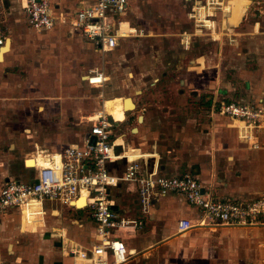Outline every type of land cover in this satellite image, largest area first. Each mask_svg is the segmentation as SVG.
I'll use <instances>...</instances> for the list:
<instances>
[{
	"label": "crops",
	"instance_id": "obj_1",
	"mask_svg": "<svg viewBox=\"0 0 264 264\" xmlns=\"http://www.w3.org/2000/svg\"><path fill=\"white\" fill-rule=\"evenodd\" d=\"M21 1L0 0V36L5 37V44L0 47V53L8 47L1 53L0 59V188L8 179L26 182L32 180L36 169L28 166L42 162L43 154L59 153L70 145H82L91 123L77 141H68L71 136L70 127L67 129L59 125L66 117L63 111L67 102L62 99L67 96L62 90L67 88L69 91L73 77L81 73L84 68V65L80 64L83 62L81 59L86 61L96 54H104L96 48L93 41L72 27L61 26V22L48 30L32 29L22 16V5V10L17 5L18 2L21 4ZM83 1L89 0L74 1L72 5L74 13ZM206 1V6L193 7L191 16L196 19L198 14L201 19L196 20L197 22L210 18L212 24L206 21V26L210 28H204L212 29L214 33L215 24H220L219 16L216 19V15L217 13L223 15L221 22L224 23L221 33L223 38H217V35L211 40L219 41V52L223 53L225 59L222 62L223 69L232 68L229 74L237 81L234 83L231 79L227 80L220 95L214 85L208 86L209 90H212L204 103L211 118L210 122L206 118H191L188 115L185 118L182 115L168 118L160 115L161 113L155 116L148 113L138 114L136 120L140 122V126L133 128V132L139 138L137 146H129L122 135L117 139L119 141L115 142V148L125 150L126 156L138 159L145 173L156 171L169 175L168 173L189 172L205 190L214 195L245 202L257 197L264 190V147L252 148L239 140L233 121L213 112L212 108L216 102L254 101L261 95L264 88V44L255 34L259 32L260 22L259 25H255L256 21L253 25L254 35L251 36L254 37L248 38V35L243 36L241 33L236 35L235 27L243 21L242 15L249 6L248 0H233L227 6H224L222 0H219L218 4L214 2L212 6L209 5L212 3L211 0ZM254 1L260 5L264 4V0ZM52 2L58 13L55 0ZM197 8L199 10L195 13ZM244 15L246 16V13ZM234 20L238 21L237 25H233ZM133 27L136 29V35L140 36L141 34H137L139 26ZM134 34L121 41L133 38ZM197 36L198 34L190 35L185 32L181 34L179 44L183 45V50L181 49L180 55L186 56L191 53L192 44L195 43L193 41ZM63 48L69 50L70 56H76L78 59L75 61L66 59L68 55L62 51ZM202 57L212 58L214 65L209 68L217 66V62L220 61L217 52L212 50L211 53L210 51L205 54L197 53L194 58L188 60L186 68L179 65L169 71L180 74L176 90L178 94H183L187 87L190 89L195 82L194 78L185 72L192 70L198 74L200 69L206 66L205 60L203 66L198 62ZM215 68L218 74L220 68ZM150 73L151 71L148 72ZM163 73L167 75L168 71ZM90 75L81 74L80 78L94 87H103L107 81L104 80L100 85L92 84L88 81ZM103 76L107 77L105 72ZM44 79L51 84L46 87V90L50 91V97L37 90L40 88H35L43 84ZM212 81H216L214 77ZM26 83L30 85L24 86ZM64 83L69 85L65 86ZM53 89L55 92L52 95ZM131 102L134 105L130 109L135 111L138 103L132 98ZM162 103L165 107L177 108L179 112L181 108L190 106L185 105L181 98L173 102L164 101L148 105L161 111L159 109L162 108ZM183 121L189 123L187 131H184V128H177L176 124L173 127L167 126L168 123ZM149 122L155 123V126L148 127L146 124ZM222 125L231 130L222 128ZM162 134L168 136V139L165 138V146L160 142L159 135ZM169 137H179L182 149L189 150L176 151V145L171 144ZM20 144H25L27 149L22 151ZM35 148V152H32ZM12 149H18L17 154L25 156L26 169L33 168L35 171L30 174L28 171L24 176L10 175L15 168L12 167L11 170V166L16 163V160L8 161L9 155L13 153ZM182 162L187 165L183 167ZM125 164L126 159L118 160L112 163L111 170L119 173ZM136 189L135 184L122 183L113 190L112 193L120 205L121 216L143 217ZM122 190L133 194L136 203L133 200L124 202ZM45 204L47 210L38 218L26 216L25 211L21 213L18 209H12L1 217L0 264H81L69 250L72 248L89 250L95 243L93 218L87 210H71L49 200L45 201ZM69 211L78 214H67ZM201 217L200 210L188 203L180 194L168 193L158 198L150 206L148 214L144 215L145 224L141 229L130 228L120 232L128 252V259L124 264H264L262 226L200 225L198 222ZM181 219H189L194 224L186 232L185 239L177 234V224Z\"/></svg>",
	"mask_w": 264,
	"mask_h": 264
},
{
	"label": "built area",
	"instance_id": "obj_2",
	"mask_svg": "<svg viewBox=\"0 0 264 264\" xmlns=\"http://www.w3.org/2000/svg\"><path fill=\"white\" fill-rule=\"evenodd\" d=\"M211 2L218 4L219 0ZM130 4L131 0L83 1L73 16L66 18L56 12L52 0L21 1L26 22L32 29L48 30L58 22L66 23L93 41L102 53L118 48L123 38L135 33L128 18ZM263 12L259 10V14ZM206 21L211 23L207 17L202 26L210 28ZM255 25H259V21ZM4 44L5 37L0 36V47ZM90 72V83L100 85L104 82L103 72ZM212 109L233 121L239 140L252 148L264 147V88L254 101H221ZM109 116L102 110L90 120L89 133L82 145H70L59 153L43 154L42 162L34 166L36 172L32 180L8 179L4 182L0 188V222L1 217L12 209L25 211L26 216H43L47 200L72 210H87L95 222L96 241L89 250H69L81 264H124L128 252L120 232L141 229L150 206L168 193L180 194L197 207L202 215L200 225L264 228V190L255 198L236 202L205 190L189 172L145 173L138 159L129 160L125 150L115 148V142L121 136L115 132ZM123 159H126L124 169L114 173L112 163ZM122 183L136 185L142 218L121 216L119 202L112 192ZM81 199L84 202L78 205ZM193 225L191 220L181 219L177 232L185 236Z\"/></svg>",
	"mask_w": 264,
	"mask_h": 264
},
{
	"label": "rangeland",
	"instance_id": "obj_3",
	"mask_svg": "<svg viewBox=\"0 0 264 264\" xmlns=\"http://www.w3.org/2000/svg\"><path fill=\"white\" fill-rule=\"evenodd\" d=\"M75 1V0H74ZM73 0L61 1L55 0L56 9L58 10V14L61 16L62 14L66 18H71L74 14V10L72 5L74 4ZM90 1V0H89ZM224 1V6L228 5V3H232L233 0H222ZM248 8L244 12L246 16L243 14V21H241L235 27V33H241L248 35V38H252L254 35L253 25L256 21L260 22L259 32L255 34L257 37L263 40L264 44V12L259 14V10L262 9L264 11V4H258L254 0H248ZM8 5V4H7ZM21 9V4L18 2L17 4ZM207 5L206 0H131L130 11L128 13V18L131 21V25H138L139 31L137 34H141L137 36L136 33L133 38H128L123 41L118 46V48L114 49L112 52H107L104 54H96L92 56L90 59L86 61L82 60L81 65H84L81 73L73 77L70 85L71 87L68 89H63V94L66 95V98L62 100L67 102L64 107L63 113L66 114L65 120L59 123L61 127H70V138L68 141L75 142L79 137L86 131L90 124V120L94 117L99 111H102L103 100L106 98H122L129 96L134 100V102L138 103L137 109H129L126 112L125 120L122 122L113 121V118L109 116L110 121L114 124V130L119 135H124V139L129 146H137L138 143V135L133 132V128L140 126L137 122L136 118L138 114L148 113L150 115H163L168 118H173L175 116L182 115L184 118L188 115L193 118H206L207 121H211L208 111L206 110L205 101L206 96L211 92L208 86L214 85L216 90H219L218 94L222 93L223 84L226 83L227 80H232L234 83L237 79L229 74L231 69H223V61H225L223 57V53L219 52V41L211 40L213 37L223 38L221 37L223 24H221L223 15H219L217 13L216 19H220V24H215V32L212 33V29L207 30L208 28H204L202 26V22H197L196 20H200L201 17L198 16L195 19L191 16V11L193 7H203ZM209 5H213L210 3ZM223 7V6H222ZM199 9H195V13H197ZM66 11V12H63ZM23 12V10H22ZM218 12V11H217ZM221 12V11H220ZM25 19L24 13L22 15ZM241 17V19H242ZM229 19V16L226 17ZM225 18V19H226ZM223 20V22L225 21ZM197 23L201 24L200 26ZM63 27H71L68 24H62ZM214 27V24H213ZM226 28V27H225ZM224 28V29H225ZM211 30V31H210ZM187 34H198L195 37V42L193 48L191 49V53L186 54V56L180 55L182 52V46L179 44L181 40L182 33ZM195 36V35H194ZM218 43V44H217ZM225 44V43H224ZM187 43L185 42L184 46ZM227 45V44H225ZM190 47V46H189ZM182 49V50H181ZM190 49V48H189ZM212 50L217 52V57L220 61L217 62V66L220 71L217 74L216 68H209V66L214 65L212 62V58H200L199 64L203 66V61L205 60V67L200 69V73H195V71L185 72L188 76L194 78V84L188 87L187 90L183 94H178V80L180 74L177 72H169L176 66H181L186 68L189 59H192L196 56L197 53H210ZM66 55V59L70 58V61H75L78 59L76 56H70L69 50L62 49ZM218 59V60H219ZM226 63L228 61L226 60ZM199 69V68H198ZM91 70H99L105 72L104 80H107L103 87H94L89 85V83L85 79H81V74L83 76L90 75ZM168 71V74H164L163 72ZM184 70V69H182ZM151 71L150 74L148 72ZM214 75V76H213ZM215 78L216 81H212V78ZM219 79V81L217 80ZM103 80V78H102ZM32 84V83H31ZM30 85V83L24 84V86ZM33 85V84H32ZM51 84L47 83V79L43 81L35 88L43 93H45L46 97H50V91L46 90L47 86ZM65 86H68L64 83ZM45 86V87H44ZM34 87V86H33ZM28 88V87H26ZM59 89V87H55ZM214 88V89H215ZM219 88V89H217ZM104 89V92H103ZM55 89L52 90V95L54 94ZM61 90V88H60ZM65 90V91H64ZM135 91H139L136 93ZM106 93V94H104ZM61 95V94H60ZM40 95L39 97H41ZM59 96V95H58ZM26 98L25 95H23ZM61 98V96H59ZM182 99V102L186 106L180 109V112L177 111L175 107H165V104L162 103V108L158 111L157 108H153L148 104H153L157 102H173ZM67 99V100H65ZM146 109V111H145ZM179 112V113H177ZM107 114V113H106ZM153 116V117H154ZM223 121V120H221ZM63 123V124H62ZM155 123L149 122L146 125L148 127L155 126ZM176 124L177 128H184V131H187L188 122H179V123H168L170 127ZM228 124V121H226ZM64 125V126H63ZM55 126V125H54ZM227 128V126L222 125V128ZM161 136V137H160ZM160 142L162 146L166 145L165 138L168 139V136H164V134L159 135ZM171 138V137H169ZM119 141V140H116ZM179 141L181 139L172 137L170 142L172 145H176L175 150L178 152L188 151L186 149H182ZM190 142V141H188ZM119 146V143H116ZM21 145V144H20ZM22 151H25L27 147L25 144L21 146ZM13 153L9 155L8 161H15V165L11 163L12 176H24L25 173L29 174L35 171V169H26L24 167L25 156L23 154H17L18 149H12ZM36 148L33 150L35 152ZM30 151V148L28 149ZM174 153V152H173ZM29 156V158H31ZM191 158V157H190ZM17 164V165H16ZM185 167L187 164L182 162ZM17 170V172H15ZM164 174V173H161ZM172 174V173H168ZM121 196L124 202L132 201L136 203L135 196L127 191H123ZM72 210V209H71ZM68 213L78 214V212L69 211ZM82 214V213H79ZM178 236L185 239L187 236H181L177 232Z\"/></svg>",
	"mask_w": 264,
	"mask_h": 264
},
{
	"label": "bare ground",
	"instance_id": "obj_4",
	"mask_svg": "<svg viewBox=\"0 0 264 264\" xmlns=\"http://www.w3.org/2000/svg\"><path fill=\"white\" fill-rule=\"evenodd\" d=\"M238 21L233 22V25H237ZM8 46V45H7ZM8 47H6L5 49H3L1 51L4 52ZM111 52V51H110ZM1 53H0V59H1ZM134 105V104H133ZM132 102H131V98L128 99L127 97H122V98H106L104 99L103 102V111L107 114H109L110 116H112V118L115 121H123L126 117V111L129 110L130 108L133 107ZM94 117H92L91 119H93ZM130 160H133L132 157L127 156ZM31 159V158H29ZM27 163V161H26ZM27 165V164H26ZM28 166V165H27ZM28 167H34L32 166H28ZM84 202L83 199H81L77 204L78 205H82Z\"/></svg>",
	"mask_w": 264,
	"mask_h": 264
},
{
	"label": "water",
	"instance_id": "obj_5",
	"mask_svg": "<svg viewBox=\"0 0 264 264\" xmlns=\"http://www.w3.org/2000/svg\"><path fill=\"white\" fill-rule=\"evenodd\" d=\"M128 99H130V97H127Z\"/></svg>",
	"mask_w": 264,
	"mask_h": 264
}]
</instances>
